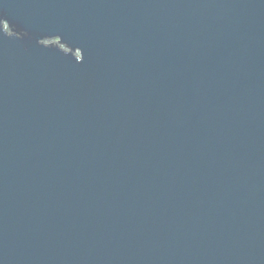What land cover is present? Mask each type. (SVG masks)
Segmentation results:
<instances>
[{"label": "water", "instance_id": "1", "mask_svg": "<svg viewBox=\"0 0 264 264\" xmlns=\"http://www.w3.org/2000/svg\"><path fill=\"white\" fill-rule=\"evenodd\" d=\"M0 264H264V0H0Z\"/></svg>", "mask_w": 264, "mask_h": 264}]
</instances>
